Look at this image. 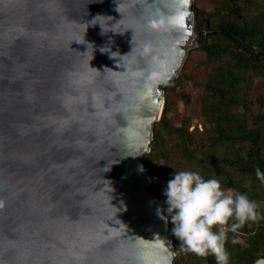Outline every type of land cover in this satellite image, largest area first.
I'll return each instance as SVG.
<instances>
[{
    "label": "water",
    "instance_id": "95a60500",
    "mask_svg": "<svg viewBox=\"0 0 264 264\" xmlns=\"http://www.w3.org/2000/svg\"><path fill=\"white\" fill-rule=\"evenodd\" d=\"M192 4L0 0V264H175L142 157Z\"/></svg>",
    "mask_w": 264,
    "mask_h": 264
},
{
    "label": "trees",
    "instance_id": "16d2710c",
    "mask_svg": "<svg viewBox=\"0 0 264 264\" xmlns=\"http://www.w3.org/2000/svg\"><path fill=\"white\" fill-rule=\"evenodd\" d=\"M195 1L197 46L165 88L151 151L142 161L152 177L151 190L165 200L163 208L167 181L181 168L215 175L225 187L255 199L259 218L239 230L235 243L227 242L229 264H254L264 256V181L256 175L258 166L264 169V94L253 93L256 79L264 80V0H216L213 10ZM186 81L194 91L183 87ZM179 100L185 113L177 124L173 113ZM195 118L202 128L193 124ZM172 227L169 219L175 264H217L214 255L181 250Z\"/></svg>",
    "mask_w": 264,
    "mask_h": 264
},
{
    "label": "clouds",
    "instance_id": "9594fccd",
    "mask_svg": "<svg viewBox=\"0 0 264 264\" xmlns=\"http://www.w3.org/2000/svg\"><path fill=\"white\" fill-rule=\"evenodd\" d=\"M256 175L264 181V169L258 166ZM164 193L167 207L157 211L164 220L173 222L172 232L180 241V249L199 256L214 255L217 264H229L227 242L231 239L235 243L239 230L260 215L258 202L247 192L233 191L219 177H206L193 168L176 169ZM157 237L164 243L166 237L159 233ZM254 264H264V256Z\"/></svg>",
    "mask_w": 264,
    "mask_h": 264
},
{
    "label": "rangeland",
    "instance_id": "374dc122",
    "mask_svg": "<svg viewBox=\"0 0 264 264\" xmlns=\"http://www.w3.org/2000/svg\"><path fill=\"white\" fill-rule=\"evenodd\" d=\"M195 3H196L197 6L202 7V8H206L208 10H213L215 8V6H216L215 4H217L216 0H196ZM196 46H197V44H196ZM196 55H197V57L199 59H201L202 55H200L198 53H196ZM198 58H197V61H198ZM197 61H195V65H196ZM199 72H201V70H199ZM183 87L188 89V90H192V82L191 81H186L184 83ZM192 91H194V90H192ZM253 93L257 94V95L258 94H264V80L262 78H257L256 79L255 86L253 88ZM172 97H175V94H173ZM176 109H177V111H175L173 113V116H174V122L178 124L180 119L182 118L183 114L185 113L184 102L179 100L177 102ZM201 122L202 121L199 118H195L193 120V124L194 125L198 124L200 128H202L201 127L202 126ZM175 252L177 254V250H175Z\"/></svg>",
    "mask_w": 264,
    "mask_h": 264
},
{
    "label": "snow or ice",
    "instance_id": "6c2138e0",
    "mask_svg": "<svg viewBox=\"0 0 264 264\" xmlns=\"http://www.w3.org/2000/svg\"><path fill=\"white\" fill-rule=\"evenodd\" d=\"M162 244V242H160Z\"/></svg>",
    "mask_w": 264,
    "mask_h": 264
}]
</instances>
